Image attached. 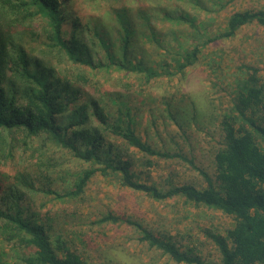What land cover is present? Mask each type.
Masks as SVG:
<instances>
[{
    "label": "trees",
    "instance_id": "1",
    "mask_svg": "<svg viewBox=\"0 0 264 264\" xmlns=\"http://www.w3.org/2000/svg\"><path fill=\"white\" fill-rule=\"evenodd\" d=\"M155 1L139 0L132 4L130 0H113V16H100L76 7L74 0H0L1 164L14 159L18 151L30 150L36 171L41 167L48 171L55 167V158L49 150L53 146L65 149L77 160L97 164L75 171L72 185L61 193L50 186L36 187L31 169L21 168L13 174L0 170V176H11L15 181L8 194L15 202L14 208L0 205V233L4 241L34 248L22 258L24 264H86L68 247L66 240L60 238L54 242L42 224L31 220L28 214L23 215L22 208L28 204L22 207L16 201L24 198L31 202L38 190L57 198L78 196L96 172L104 176L113 174L122 186L154 200L182 197L186 202L222 211L233 219L232 226L224 234L206 231L220 254L219 264H264V149L261 146L264 144V84L257 67L244 66L246 77L240 80L233 97L235 113L224 114L220 121L222 140L214 154L213 176L195 165L192 158L158 149L142 140L130 119L123 120L120 114L108 117L101 107L92 109L91 101L82 98V88L89 84L98 85L95 90L108 95L100 92L103 83L99 77L92 80L91 74H106L113 68L142 74L146 81L163 73L182 74L198 61L202 44L230 37L247 23L256 22L264 27V8L234 11L222 31L207 35L204 40L197 31L191 33L187 40L193 39V46L167 54L169 57L172 54L170 60L177 66L171 69L170 63L164 62L158 71L144 61L147 56L144 45L157 41V22L189 21L193 27L195 24L170 0ZM199 1L193 0L198 7ZM139 4L143 6L137 8ZM36 18L44 23L43 36L31 27ZM49 56L56 58L60 68ZM64 62L82 70L69 72L68 68H62ZM127 84L129 88L132 86L130 82ZM99 96L104 99L103 95ZM72 108L62 117V113ZM119 111L129 116L127 111ZM109 135L139 150L145 156L141 163L146 166L153 164L152 156L186 161L199 171L206 185L182 183L158 187L139 181L129 159L112 156L109 146L101 149L104 140L111 143L106 139ZM98 221H122L133 226L140 233L141 241L176 263L209 264L181 250L165 234H155L129 217L107 213Z\"/></svg>",
    "mask_w": 264,
    "mask_h": 264
},
{
    "label": "rangeland",
    "instance_id": "2",
    "mask_svg": "<svg viewBox=\"0 0 264 264\" xmlns=\"http://www.w3.org/2000/svg\"><path fill=\"white\" fill-rule=\"evenodd\" d=\"M130 1L132 4L139 2ZM170 2L177 9L184 10L185 17L195 26L189 21L157 22V41L144 45L147 50L144 61L158 71L164 62H169L171 69L177 66L170 60L172 54L193 46V39L189 41L187 38L194 31L204 40L207 35L222 31L234 11L264 8V0H200L199 7L193 0ZM74 5L83 7L90 14L113 16V0H74ZM142 6L139 4L137 8ZM31 23L34 31L43 36L42 20L36 18ZM171 31L178 33L174 35ZM31 44L36 46L34 42ZM37 47L41 46L38 44ZM199 48L198 61L185 72L174 76L163 73L151 81H146L142 74L119 72L113 68L106 74H91L85 69L92 80L99 77L103 83L100 92L108 95L96 91L98 85L89 84L82 88V98L91 101L92 109L101 107L108 117L120 114L123 120L130 119L142 140L158 149L192 158L195 165L213 176L214 154L222 140L220 121L224 114L235 113L233 97L240 80L246 77L244 66L257 67L264 84V27L256 22L247 23L238 27L232 36L202 44ZM169 53H172L170 57ZM50 58L60 68L56 58ZM63 67L72 73L82 70L66 62ZM128 82L132 83L130 88ZM110 96L116 97L115 100ZM119 109L127 111L129 116L120 113ZM72 110L62 113V117ZM106 139L111 143L104 140L101 149L109 146L112 156L129 159L139 181L158 187L182 183L197 187L206 185L199 171L186 161L152 156L153 164L146 166L141 163L145 156L139 150L128 147L119 137L109 135ZM261 146L264 149L263 143ZM49 150L55 158V167L48 171L45 167L36 171L30 150L18 151L15 158L6 163L1 164L0 160V170L13 174L21 168H25L23 171L31 169L36 187L50 186L61 193L72 185L75 171L97 166L93 161L73 158L65 149L53 146ZM14 182L11 176H0V205H9L12 209L15 202L8 194ZM32 197L31 202L24 198L16 201L22 207L29 205L24 209L21 207L23 215L28 214L31 220L42 224L54 242L60 238L66 240L68 247L74 249L86 264H186L176 263L159 249L149 247L139 239L140 233L125 222L100 223L98 219L107 213L129 217L155 234H165L181 250L209 264H219L220 254L206 231L224 234L233 224V219L218 209L198 206L182 197L154 200L142 192L122 186L117 176H104L99 172L92 175L78 196L57 198L38 190ZM3 236L0 233V264H24L22 258L31 254L34 248L4 241Z\"/></svg>",
    "mask_w": 264,
    "mask_h": 264
}]
</instances>
